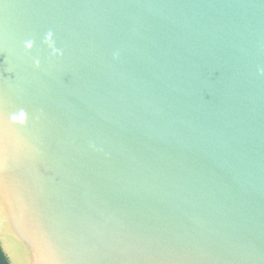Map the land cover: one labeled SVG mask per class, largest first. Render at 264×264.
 Segmentation results:
<instances>
[{
  "label": "water",
  "instance_id": "1",
  "mask_svg": "<svg viewBox=\"0 0 264 264\" xmlns=\"http://www.w3.org/2000/svg\"><path fill=\"white\" fill-rule=\"evenodd\" d=\"M0 243L264 264V0H0Z\"/></svg>",
  "mask_w": 264,
  "mask_h": 264
},
{
  "label": "clouds",
  "instance_id": "2",
  "mask_svg": "<svg viewBox=\"0 0 264 264\" xmlns=\"http://www.w3.org/2000/svg\"><path fill=\"white\" fill-rule=\"evenodd\" d=\"M51 38V34H49V39ZM25 47L28 49H31L33 47V42L32 41H26L25 42ZM54 52H59V50L54 49ZM62 54V53H60ZM36 64L39 65V60L36 61ZM26 117L27 114L21 110L19 112V114H13V116L11 117V119L15 122H20V123H24L26 121Z\"/></svg>",
  "mask_w": 264,
  "mask_h": 264
},
{
  "label": "trees",
  "instance_id": "3",
  "mask_svg": "<svg viewBox=\"0 0 264 264\" xmlns=\"http://www.w3.org/2000/svg\"><path fill=\"white\" fill-rule=\"evenodd\" d=\"M0 264H11L0 243Z\"/></svg>",
  "mask_w": 264,
  "mask_h": 264
}]
</instances>
